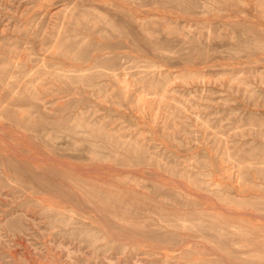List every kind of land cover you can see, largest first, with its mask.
I'll return each mask as SVG.
<instances>
[{"label":"rangeland","instance_id":"1","mask_svg":"<svg viewBox=\"0 0 264 264\" xmlns=\"http://www.w3.org/2000/svg\"><path fill=\"white\" fill-rule=\"evenodd\" d=\"M0 264H264V0H0Z\"/></svg>","mask_w":264,"mask_h":264}]
</instances>
